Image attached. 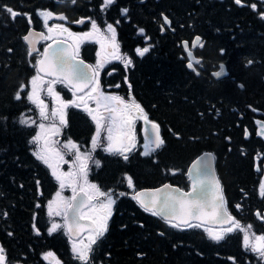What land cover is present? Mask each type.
I'll list each match as a JSON object with an SVG mask.
<instances>
[{
  "label": "trees",
  "instance_id": "1",
  "mask_svg": "<svg viewBox=\"0 0 264 264\" xmlns=\"http://www.w3.org/2000/svg\"><path fill=\"white\" fill-rule=\"evenodd\" d=\"M150 10H163L181 24V35L194 32L202 39L207 68L226 63L229 76L205 81L188 73L172 47L161 49L152 62L135 61V94L154 103L156 116L179 137L169 133L163 154L154 159L135 157L132 163L115 157L93 172L103 190L117 196L114 215L105 233L92 244L90 258L95 264H264L246 248L239 231L214 238L196 224L180 227L164 222L140 208L129 197L124 175L133 177L135 188L158 181L160 168L183 173L204 144L233 137L237 111L245 103L264 107V3L261 0H150ZM50 0H0V246L7 264L42 262L53 250L70 255L76 264L63 228L50 232L51 217L46 201L56 182L42 161L32 154L36 124L24 120L33 105L25 87L35 74L38 55L24 41L29 19L35 10L49 7ZM141 9V8H140ZM156 15V14H155ZM146 18V12L140 11ZM150 18L152 15L150 14ZM36 26V24H35ZM178 61V62H177ZM210 106V113H205ZM204 110V112H203ZM209 116V122L202 115ZM76 138L92 133L78 113L70 112V128ZM239 131V130H238ZM229 145V144H228ZM198 148V149H197ZM110 158V156L108 157ZM223 159H220L222 161ZM218 163V159L216 164ZM230 187L246 190L249 167L239 152L225 160ZM113 180V183H108ZM165 180V179H164ZM186 187L187 182L167 177ZM81 264V263H80ZM89 264V263H87Z\"/></svg>",
  "mask_w": 264,
  "mask_h": 264
},
{
  "label": "flooded vegetation",
  "instance_id": "2",
  "mask_svg": "<svg viewBox=\"0 0 264 264\" xmlns=\"http://www.w3.org/2000/svg\"><path fill=\"white\" fill-rule=\"evenodd\" d=\"M152 5L150 0H50L49 7L36 9L33 15L34 27L45 33V40L39 45L38 53L43 50L45 42L60 40L68 43L75 55L92 67L93 75L87 87L80 92H76L74 87L56 77L36 73L34 78L41 82L43 92L53 89L64 102L65 122L60 128L61 144L69 142L85 151L83 156L78 158L70 156L71 159L65 165L68 164L70 167L73 162L77 168L79 163L84 164L83 176L88 173L89 180L95 185L99 180L103 182L106 180L93 179V172L102 169L106 161H111V157L128 164L132 163L135 157H144L152 161L158 153L163 154L169 133L176 138L179 137L156 116L152 107L154 103L135 94L133 76H129V73L134 71L135 61L145 59L152 62L160 50L169 45L177 60L183 63L184 69L193 77L202 81L207 80L206 75L212 77L213 69L207 68V53L201 52L203 47L201 39L196 40L194 32L181 35L182 27L179 21L173 20L163 10L158 12L150 10ZM142 10L146 12V18L140 16ZM164 15L169 18V25L166 24ZM184 40L187 41L194 58L200 59L191 61L190 66L187 65L188 56L182 44ZM43 97L44 100L40 102L42 107L50 106L53 97L46 94H43ZM207 105L205 113L209 114L211 104ZM70 112L78 113L86 127L90 125L92 128V133L85 140L76 138L69 130ZM237 113L234 125L236 130L232 129L233 137L225 136L222 140L227 145V155L224 158L219 157L217 151H223L219 140L213 146L204 144V147L196 151V156L210 151L216 160L218 159L216 170L222 182L226 207L234 217L246 222L243 229L254 237L256 251L264 257V107L245 103ZM93 116L97 119L94 120ZM202 118L205 123L209 122V116L203 114ZM95 133H98V136L92 146ZM234 152H239L249 167L246 181L250 186L246 190H238V193L230 187L225 172V160ZM73 153L76 154V151ZM34 157L38 159L36 155ZM159 170L158 181L141 188L167 183L169 182L167 177L172 176L180 180L184 178L189 184L186 170L184 173L178 169L169 173L165 169ZM125 179V184L129 179L134 186L131 175L127 174ZM80 182L79 180L77 188L83 184ZM108 183H113V180ZM132 189L129 186L132 195L128 194L130 198L135 199L136 191L133 192ZM70 199L71 196L68 203ZM116 201L117 196H113L111 206L95 207L105 217L101 233L104 232L108 219L114 215ZM93 202L95 200L92 197L88 207L82 211L83 216L85 211L92 209ZM90 215L87 217L93 219ZM97 224L99 230V223ZM89 232L91 231L84 233L80 239L72 240L64 228L66 238L70 242V253L77 260L76 264H95L87 260L90 258L93 242L101 233H97L86 244H81L80 240H86ZM73 243L79 244L78 252L74 250ZM50 251L51 259L43 257L41 263L38 261L35 264H72L70 262L73 261L65 260L70 258L68 253L63 252L60 255L53 250Z\"/></svg>",
  "mask_w": 264,
  "mask_h": 264
},
{
  "label": "water",
  "instance_id": "3",
  "mask_svg": "<svg viewBox=\"0 0 264 264\" xmlns=\"http://www.w3.org/2000/svg\"><path fill=\"white\" fill-rule=\"evenodd\" d=\"M43 38V33L34 28H29L25 34V42L31 51L37 50V44ZM37 69L44 76L63 79L77 92L87 87L93 75L91 66L75 57L71 46L60 40L45 45L37 62ZM213 74L216 78L226 75L225 64L220 63ZM187 172L189 189L184 190L170 183L143 188L136 192L137 202L146 210L154 211L161 219L173 221L179 226L191 223L215 227L230 225L234 218L225 207L212 154L200 155L189 165ZM89 203L90 197L79 190L66 209L64 217L67 232L73 239L96 228L93 220L80 215Z\"/></svg>",
  "mask_w": 264,
  "mask_h": 264
},
{
  "label": "rangeland",
  "instance_id": "4",
  "mask_svg": "<svg viewBox=\"0 0 264 264\" xmlns=\"http://www.w3.org/2000/svg\"><path fill=\"white\" fill-rule=\"evenodd\" d=\"M45 17L46 15H44V18ZM40 83L41 82L38 81L36 77H33L25 87L27 97L33 105V114L24 116V120L36 124V133L33 137V153L49 167L50 172L57 178V190L52 194L46 203L47 212L51 217L50 221L52 223V228L58 229L63 226V214L68 205L69 197L77 189V184L80 180V183L83 184H80L78 187L87 192L95 200V202H93L94 206L92 209L85 211L84 215L89 216L91 214L90 216H92L93 219L99 223V230H101L102 225H104L103 219L105 217L100 211L95 209V207L111 206V200L114 195L111 194V192L101 190L97 185L91 182L88 178V173H85L86 175L83 176L84 164L79 163L77 168L73 162L70 167L68 164L65 165V163L69 162L71 159L70 156L78 158V156H83L85 151L80 147L76 148L77 145H73L69 142L61 144L60 128L65 122V113L63 110L64 102L53 89L43 92V86ZM43 94L51 95L54 99L50 103V106L47 107L45 105L44 108L40 104V102L44 100ZM93 118L94 120L97 119L96 116H93ZM58 122H60V124ZM97 130L99 132V128H97ZM97 136L98 133H95L93 136L92 146H94ZM73 151H76V154L73 153ZM84 179L85 181H83ZM236 227V225H233L228 229H213L210 230V233L212 235H219L228 230L235 229ZM97 233L98 232L95 231L89 232L86 240L81 239L80 243L86 244L88 241L92 240ZM243 241L247 248L256 250V240H253L248 233H243ZM73 248L78 252L80 249L79 244L73 243Z\"/></svg>",
  "mask_w": 264,
  "mask_h": 264
},
{
  "label": "bare ground",
  "instance_id": "5",
  "mask_svg": "<svg viewBox=\"0 0 264 264\" xmlns=\"http://www.w3.org/2000/svg\"><path fill=\"white\" fill-rule=\"evenodd\" d=\"M210 69H211V68H210ZM210 69H209V70H210ZM203 70H204V69H203ZM194 75H195V74H194ZM203 75H204V74H203ZM201 76H202V75H201ZM214 80H215V79H214ZM162 129H163V128H162ZM164 131H165V130H164ZM164 131H163V132H164ZM197 149H198V148H197ZM197 151H198V150H197ZM195 152H196V151H195Z\"/></svg>",
  "mask_w": 264,
  "mask_h": 264
}]
</instances>
